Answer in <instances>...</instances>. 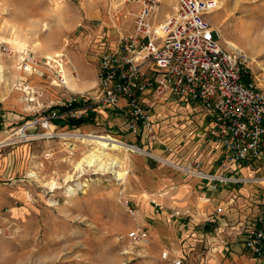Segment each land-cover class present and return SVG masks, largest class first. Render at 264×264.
I'll use <instances>...</instances> for the list:
<instances>
[{"label": "rangeland", "instance_id": "1", "mask_svg": "<svg viewBox=\"0 0 264 264\" xmlns=\"http://www.w3.org/2000/svg\"><path fill=\"white\" fill-rule=\"evenodd\" d=\"M219 1L223 9L208 19L220 28L221 46L245 53L250 79L264 88V0ZM130 5L125 0H0V264H171L180 256L176 247L150 242L141 249L128 240L135 213L124 201L136 211L129 173L121 185L102 170L76 169L94 145L68 132L122 141L104 116L78 128L52 120L50 128L28 129L27 140L20 132L27 121L45 120L68 106L78 94L68 88V78L79 93L93 92L99 54L132 33ZM169 8L167 2L159 5L156 22ZM131 153L118 155L127 171ZM261 164L264 174V160ZM165 251L168 260L161 259Z\"/></svg>", "mask_w": 264, "mask_h": 264}, {"label": "built area", "instance_id": "2", "mask_svg": "<svg viewBox=\"0 0 264 264\" xmlns=\"http://www.w3.org/2000/svg\"><path fill=\"white\" fill-rule=\"evenodd\" d=\"M126 1L131 7L137 6L132 33L120 36L115 45L99 54L93 92L70 97L68 112L55 111L45 120L27 121L20 129L24 140L28 139L26 131L36 125L50 128L52 120L80 119L89 113L97 119L104 111L118 113L122 129L139 141L162 145L155 109L176 101L189 105L192 114L206 122L204 137L221 148L224 160L214 172L205 173L200 170V162L182 165L157 159L205 181L211 191L250 185L264 192V174L260 171L247 178L230 174L232 167H252L264 158V88L250 79L245 53L221 46L220 28L208 19L219 10L218 1L175 0L174 14L161 22L154 18L162 0ZM25 55L30 61V54ZM62 74L60 69L58 78L64 85ZM120 142L136 149L131 152H146ZM124 204L130 214L135 213L129 200ZM224 212L222 207L216 209L217 215ZM127 238L136 248L150 244L144 227L133 228ZM243 247L256 258L264 255V213L257 214L248 225ZM161 259L168 260V252H163ZM171 264L181 261L173 258Z\"/></svg>", "mask_w": 264, "mask_h": 264}, {"label": "crops", "instance_id": "3", "mask_svg": "<svg viewBox=\"0 0 264 264\" xmlns=\"http://www.w3.org/2000/svg\"><path fill=\"white\" fill-rule=\"evenodd\" d=\"M172 1L162 0L170 8L159 22L174 14L175 1ZM136 14L137 6L133 4L132 20ZM96 83L93 80V85ZM155 111L162 145L161 142L145 144L126 133L118 113H100L106 125L115 129L112 133L125 144L146 151L131 153L125 160L136 207L135 227H144L153 245L180 250L176 259L181 264H264V255L256 258L243 247L248 225L257 214L264 213V192L250 185H229L211 191L205 181L177 172L159 161L157 158L182 165L196 161L201 163L200 170L209 173L221 164L224 153L206 140V122L192 114L189 105L167 102L158 105ZM127 135L131 139L123 140ZM263 160L252 167H232L230 174L250 177L254 171H260L257 165H263ZM219 207L225 209L223 215L216 214ZM189 253H192L191 261Z\"/></svg>", "mask_w": 264, "mask_h": 264}, {"label": "bare ground", "instance_id": "4", "mask_svg": "<svg viewBox=\"0 0 264 264\" xmlns=\"http://www.w3.org/2000/svg\"><path fill=\"white\" fill-rule=\"evenodd\" d=\"M216 1H218L219 4L218 9L222 10L223 1L222 3L219 0ZM226 20L227 18H223V22ZM226 43L234 49L235 45L232 42L227 41ZM68 88L73 91H78V93L79 90H81L79 85L71 78H68ZM65 135H68V137L73 136L78 140H85V142H87L86 145H88V143L94 145L93 151L83 153L80 160L76 163L77 170L83 172L86 168L93 167L96 170H102L111 174L121 185L125 183L128 171L125 169V166H123L124 158L122 156L119 157L118 155H121L122 152L128 150L136 151L135 148L127 147V145L122 144L118 139L113 138L110 135H94L91 133L83 134L78 131L68 132V134ZM159 160L164 161L162 158H159ZM70 191H72V189H70Z\"/></svg>", "mask_w": 264, "mask_h": 264}, {"label": "trees", "instance_id": "5", "mask_svg": "<svg viewBox=\"0 0 264 264\" xmlns=\"http://www.w3.org/2000/svg\"><path fill=\"white\" fill-rule=\"evenodd\" d=\"M243 80H246L245 78ZM53 109V108H52ZM55 109V108H54ZM59 112H68V106H61L58 109ZM95 114L89 113L87 117H82L80 119H67L65 122L60 121L63 125H68L72 128H78L83 125L94 123Z\"/></svg>", "mask_w": 264, "mask_h": 264}]
</instances>
